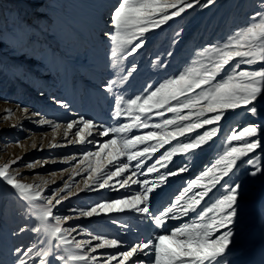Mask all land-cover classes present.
<instances>
[{
	"label": "snow or ice",
	"instance_id": "1",
	"mask_svg": "<svg viewBox=\"0 0 264 264\" xmlns=\"http://www.w3.org/2000/svg\"><path fill=\"white\" fill-rule=\"evenodd\" d=\"M215 3L216 0H116L105 22L110 30L102 32L110 41L109 60L114 73L102 87L111 98L110 119L118 123L113 126L78 115L68 120L63 131L68 144L96 146V151L85 152L80 161L81 165L85 161L89 164L84 169V187L74 192L65 183L62 188L46 190V185L25 182L18 167H14L24 159L22 156L0 165V183L33 210L36 224L31 231L45 233L48 244L64 250V254L56 255L51 248L40 249L36 244L16 248L14 264H234L229 255L235 226L248 207L246 178L264 176V155L257 154L258 150L264 153V130L259 124L231 129L210 164L186 181L167 203L156 207L155 202L171 178L190 170V158L215 144L220 122L227 113L243 108L253 117L260 114L257 102L264 95V67L251 66L264 65V0L262 10L251 15L250 23L236 29L226 40L198 50L187 67L156 84H146L133 97L126 98L120 90L137 71L135 55L150 42V33L162 30L190 10ZM182 31L175 32L172 44L178 43L176 38ZM162 56L172 57L173 52L156 53L150 63L166 68L167 60ZM56 103L69 108L63 101ZM17 108L29 112L28 108ZM5 113L4 119L14 114L12 109H5ZM38 122L51 125L57 134L62 127L48 119ZM97 136L104 139L97 141ZM177 157L182 158L179 165L175 162ZM74 159L65 157L63 162ZM46 163L35 161L26 167L34 169L37 164L43 167ZM153 174L155 179L149 180L147 177ZM134 185L135 190H131ZM103 189L118 195L91 205L70 207L68 212L76 213L75 216L62 217L54 211L81 192ZM121 190L126 194L119 195ZM126 213L146 219L154 225L153 233L125 246V241L102 234L89 233L90 240H70L69 235L82 226H63V222L72 219ZM186 217H190V222L165 231L169 221ZM112 223L128 227L115 219ZM68 245L79 251H70ZM111 249L115 251H100ZM144 256L150 259L145 260Z\"/></svg>",
	"mask_w": 264,
	"mask_h": 264
},
{
	"label": "rangeland",
	"instance_id": "2",
	"mask_svg": "<svg viewBox=\"0 0 264 264\" xmlns=\"http://www.w3.org/2000/svg\"><path fill=\"white\" fill-rule=\"evenodd\" d=\"M115 3L116 0H0V103L6 104L14 113L8 119L3 118L5 112L0 117V153L6 156L4 163L16 156L24 157L14 166L18 167L20 172L28 170L25 166L30 162L46 161L45 165L52 163L51 166H46V175H50L47 180H51L66 168V165L55 168L56 161L72 156L76 158L72 160L75 175H65L62 180L56 177L59 179L56 186L62 188L67 183L74 192L84 187V181L87 179L84 169H87L89 164L85 161L81 165L80 161L85 152L96 151V146L68 144L65 140L53 149L42 148L41 143L33 147L35 132H39V141H42L44 134L45 138H48L53 137L56 132L48 124H40L43 128L38 130L36 126L26 124L25 120L20 121L15 115L16 108L11 105L14 103V106L19 105L21 108L30 106L32 111L40 113L37 120H52L63 128L69 119L78 115L115 126L118 121L110 119L111 98L105 94L102 87L114 73L109 60L110 41L102 32L110 30V26L105 22ZM259 10H262L261 0H216L213 6L197 7L182 18L169 22L162 30L150 33V42L135 55L137 71L120 90L126 98L133 97L139 94L146 84H156L182 70L196 58L195 53L198 50L226 40L236 29L250 23L251 15ZM211 27L217 31L214 37L208 39ZM181 29V35L176 38L178 43L172 44L175 32ZM175 45H179V48L173 57L162 56L167 60L166 68H159L150 63L155 59L156 53H164ZM125 66L129 65L126 63ZM251 67L259 68L264 65L256 64ZM263 98H260L262 103L257 104L260 112L258 116H251L243 108L227 113L226 118L220 122L221 131L215 138V144L211 148L205 147L203 152H198L196 157L190 158L192 164L188 172L170 179L155 202L156 207L167 203L186 181L213 161L224 143V136L231 129L256 123L264 130ZM58 100L67 103L69 108L60 107L56 103ZM2 107L5 111L6 108ZM18 120L20 122H17ZM13 124L20 126L11 127ZM68 139H71V135ZM103 139L96 137L97 141ZM63 146L69 147L63 154H50V149L54 152ZM257 154L264 155L259 150ZM175 162L179 165L182 158H175ZM244 167L246 170L247 166ZM35 170H28L31 177L43 175ZM147 178L154 180L155 175H149ZM3 186L7 187L4 184ZM135 188L134 185L131 190ZM245 189L248 207L245 216L235 226L236 234L229 259L233 260L234 264H264V176L247 177ZM7 192V199L0 203V264H14V250L26 249L31 244H36L40 249L51 248L56 255L64 254L63 247L55 248L47 243L45 233L31 231L36 221L30 205L20 200L9 187ZM125 194V190L119 193L121 196ZM117 195L118 193L108 189L81 192L78 196L64 201L62 206H58V210L54 211L62 217L75 216L76 213L68 212L70 207L91 205ZM215 195H219V192ZM113 219L127 223L128 227L122 228L119 224H113ZM186 222H190V217L169 221L165 231ZM76 225L82 226L85 237L71 233L68 237L70 240H90L89 233L102 234L109 239L118 238L125 241V246L137 240L147 239L154 231V225L130 213L112 216L102 214L91 219L80 218L63 222L64 227ZM67 248L73 252L79 251L72 245ZM142 258L150 259L149 256ZM54 264L62 262L54 261Z\"/></svg>",
	"mask_w": 264,
	"mask_h": 264
},
{
	"label": "bare ground",
	"instance_id": "3",
	"mask_svg": "<svg viewBox=\"0 0 264 264\" xmlns=\"http://www.w3.org/2000/svg\"><path fill=\"white\" fill-rule=\"evenodd\" d=\"M221 26V25H220ZM212 28V27H211ZM216 28H212L209 32H208V35H207V38L208 39H210V38H212V37H214V35H215V33H216ZM178 48H179V45H175L174 47H171V51L173 52V56L175 55V53H176V51L178 50ZM172 56V57H173ZM130 59V58H129ZM261 97H264V95H262ZM261 97H259L258 98V102H257V104H261L262 102H261V100H260V98ZM264 99V98H263ZM14 103H12V105L11 106H13L14 108H16V111H15V115L16 116H18L17 118H19V120L21 121V120H25L26 121V124H32V125H34V126H36L37 128H38V130H41L43 127L40 125V123L38 122L39 120H37V117H39V116H33L32 115V113H34L35 111H32L31 109V107L30 106H24L23 108H28L29 109V112L26 114V113H24V112H22V111H20V110H18V108L16 107V106H14L13 105ZM2 106H4L6 109H9L8 108V106L6 105V104H1L0 103V117H1V115L3 114V112H5V111H3L2 109H3V107ZM18 106V105H17ZM22 106H20V108H21ZM17 121V122H20V121ZM29 120V121H28ZM13 122H16L15 120H13ZM63 131H64V128L62 127V128H60V130H59V134H57V133H55L54 135H53V137H48V138H45V135L46 134H44L42 137V141H39V137L37 136V135H39V132H35V134H36V136H34V140L32 141L33 142V144H38V143H41V147L42 148H46V147H48V148H54V147H50L49 145L50 144H61V143H63L65 140H67V139H65L64 138V136H63ZM29 132V131H28ZM30 139V138H29ZM29 139H28V141H29ZM27 141V142H28ZM262 144H264V137H262ZM68 148L69 147H62V148H60V150H54V152H53V150L52 149H50V154H63L64 152H66L67 150H68ZM58 149V148H57ZM48 152V151H47ZM70 157V156H69ZM72 157V156H71ZM4 158H6V156L4 155V154H1L0 153V165H2L3 163H4ZM64 160H57L56 161V163L54 164V166H55V168L57 167V166H64V165H66V168L63 170V171H60L58 174H57V176L56 177H60V179L62 180L63 178H64V176L65 175H68V174H71V175H75V170L73 169V167H72V160H69V162L68 163H64L63 162ZM52 164V163H51ZM51 164H47V165H45V166H43V167H41L40 165H38V166H36L34 169H36L35 171L36 172H40V173H43V175H40V176H38V177H31L30 175H29V172H28V170H32V169H29V168H27L26 166H25V168H27L28 170H26V171H21V173L23 174V179H24V181L25 182H28V183H37V184H42V185H46V190H47V188L48 187H51V188H56L57 186H56V183L58 182V180L59 179H56V177L55 178H53V179H51V180H47V178L50 176V175H46V166H51ZM20 171V170H19ZM52 181H55V183H52ZM10 189V188H9ZM7 187H4L3 186V184L2 183H0V203H3V201H4V199L6 198V196H7ZM7 199V198H6ZM9 201H11L10 199H8ZM72 234H75V235H77V236H82V237H85V234L83 233V231L81 230V232H77V231H73L72 232ZM46 238H47V240L49 239V237L48 236H46ZM29 246H32V244L31 245H29ZM264 256V255H263Z\"/></svg>",
	"mask_w": 264,
	"mask_h": 264
}]
</instances>
